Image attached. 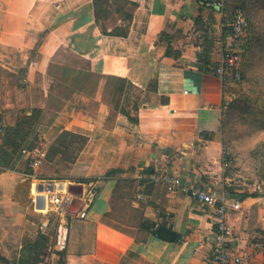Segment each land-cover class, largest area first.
I'll use <instances>...</instances> for the list:
<instances>
[{
	"label": "crops",
	"instance_id": "0c3cea01",
	"mask_svg": "<svg viewBox=\"0 0 264 264\" xmlns=\"http://www.w3.org/2000/svg\"><path fill=\"white\" fill-rule=\"evenodd\" d=\"M131 1L130 32L120 37L102 33L93 0H0V71L20 83L26 98L17 105L8 101L2 112L12 126L19 108L40 109L35 132L47 149L43 163L53 169L42 163L27 172L23 158L14 170L0 168V242H11L16 219L35 211L33 220L44 231L58 225L67 264H213L220 249L213 209L147 177L177 173L186 184L244 201L229 189L221 162L224 76L201 68L203 62L217 65L229 46L224 7L221 0ZM170 46L178 56L167 54ZM111 77L141 90L137 122L113 109ZM64 131L82 141L72 160L62 150L52 153ZM73 144L65 143L68 149ZM40 183L70 197L68 209L59 211L48 200L50 191L38 190ZM90 188L96 194L80 218ZM237 212L229 218L232 249L247 246L236 231ZM146 221H166L182 239H159L141 227ZM250 264H264V256Z\"/></svg>",
	"mask_w": 264,
	"mask_h": 264
},
{
	"label": "rangeland",
	"instance_id": "374dc122",
	"mask_svg": "<svg viewBox=\"0 0 264 264\" xmlns=\"http://www.w3.org/2000/svg\"><path fill=\"white\" fill-rule=\"evenodd\" d=\"M243 0H221L222 6L232 4V10L226 23L227 35L225 37L224 50L232 49L239 57L240 76L229 79L225 84L226 103L224 104L225 116L221 131L223 147L230 151L229 160L224 166V175L228 176L229 189L238 190L243 196L242 207L238 210L237 219L239 231L244 234L247 246L253 247L256 243L264 244V0H245L247 9L240 6ZM242 9L248 20V26L240 33L235 34L232 29L231 17L235 11ZM1 19V16H0ZM106 25L113 28L120 21L114 18L104 20ZM17 41V39H14ZM39 42V40H38ZM64 56V57H63ZM62 58L72 61L71 55L63 53ZM20 83L9 78L0 71V121L4 124V130L11 127L6 124L2 105L8 101L17 105L25 101L24 92H19ZM140 90L130 91L131 99H135ZM114 100L112 94L109 95ZM141 97V93H140ZM115 103V101H113ZM32 109L24 106L18 109L20 118L23 114L29 113ZM36 125L26 135L12 134L17 137L19 146L7 145L5 131L0 132V154L5 157L16 155L15 164L22 160L21 148L26 144H40L39 135L36 134ZM71 148L61 147L64 158L72 160L77 148L82 145L80 138L73 139ZM55 146L54 151L61 150ZM7 153H10L8 155ZM8 155V156H7ZM0 164V168L6 167ZM51 164L43 163L42 167L50 169ZM66 166L65 162L62 165ZM27 172L34 169L29 165L25 166ZM9 185L11 180L7 179ZM227 187V188H228ZM31 208L37 211L35 202ZM35 211H29L25 216L16 219L13 228H10L12 235L11 242H0V264H64L68 253V246L58 245V225L50 231H44L43 226L33 220ZM16 217V215H15ZM37 220V218H36ZM36 222V223H34ZM5 224L3 217L0 219V227ZM3 231V229H0ZM9 231V230H8Z\"/></svg>",
	"mask_w": 264,
	"mask_h": 264
},
{
	"label": "built area",
	"instance_id": "2783aa9c",
	"mask_svg": "<svg viewBox=\"0 0 264 264\" xmlns=\"http://www.w3.org/2000/svg\"><path fill=\"white\" fill-rule=\"evenodd\" d=\"M221 5V2H218ZM248 26V20L243 11L239 9L232 21L235 34L242 33ZM239 57L232 49L223 51L219 63L215 67V72L220 76H225L228 72H233L235 77L240 76ZM4 130V124L0 121V132ZM230 151L223 147L221 162L226 166L229 160ZM21 157L26 163L37 168L46 160L47 149L40 144H26L21 149ZM149 181L164 183L168 191H182L189 195L194 201L205 203L213 209L214 213V236L220 245V249L215 252L213 264H250L252 259L264 256V244L256 243L253 247H242L232 249L228 247L229 242V218L233 211H238L242 207L240 199L234 198L230 193L208 191L193 184L184 183L182 176L171 172L152 173L147 177ZM96 192L90 188L82 198V204L77 215L80 218L86 217V209L92 204ZM48 200L55 204L59 211L68 209L70 197H62L60 193L52 191L48 193ZM46 225V223H43Z\"/></svg>",
	"mask_w": 264,
	"mask_h": 264
},
{
	"label": "trees",
	"instance_id": "16d2710c",
	"mask_svg": "<svg viewBox=\"0 0 264 264\" xmlns=\"http://www.w3.org/2000/svg\"><path fill=\"white\" fill-rule=\"evenodd\" d=\"M207 1V0H205ZM232 4H227V6L224 7V35L223 39H225L227 35V29L225 27L226 23H228L229 17L231 13L229 12L232 10ZM242 8L247 9V4L246 1L243 0L240 4ZM93 8H94V16L95 20L100 27L101 31L105 35H112V36H120V37H126L128 36L131 28V24L133 21V16H134V10L136 8V3L131 1V0H93ZM241 9V8H240ZM239 10V9H238ZM236 10L235 12H237ZM242 10V9H241ZM243 11V10H242ZM236 13L232 15L231 22L233 21V18ZM109 18H114L116 20H119V24H115L113 28H110L104 23V20H107ZM249 24V23H248ZM231 29L233 31V27L229 28V31L231 32ZM234 32V31H233ZM168 37V34L162 33L161 38L163 39L164 37ZM168 55L172 56H178V51H175L173 47H169L167 50ZM206 64V65H205ZM203 66V67H202ZM201 66L202 69L204 70H215L216 65H208V62L204 63ZM235 78V74L233 72H228L224 76V83L229 79ZM111 82L108 84L107 89L108 92H110L114 96V100L112 98L109 99V102L112 103V107L114 110H120L123 114L128 116V118L132 122H137L138 121V110H139V101H140V93L141 90L137 89L131 82H128L126 79L123 78H118V77H111ZM137 89L140 90L139 95L135 99H131L130 96V91L132 89ZM127 92V96L124 99V102L121 103L122 101V96ZM115 101V103L113 102ZM40 109H33L31 114H23L20 118H18L17 122L15 125H12L11 127L6 128L5 135L7 136L6 139L8 140L7 145L11 146H19V143H17L18 138L17 137H12V134L16 135H26L27 134V129H32L35 124L37 123L39 116H40ZM70 138V140H69ZM76 138V134H73L68 131H64L60 133L59 135V147H67L65 143L71 144L73 139ZM58 141V142H59ZM55 148V147H54ZM54 148H52V153L57 154L59 151H54ZM22 149V148H21ZM0 150L2 151V147L0 145ZM62 151L64 150L61 148ZM57 152V153H56ZM10 155V153H7ZM7 155V156H8ZM53 155V154H52ZM16 155L14 156H9L5 157L0 154V164L4 165L1 167H12L14 162L16 161ZM27 164V163H26ZM28 165V164H27ZM114 172V170L108 171L107 175H110ZM244 198H246V195L243 194ZM141 227L146 228L149 230V232L164 241H180L182 239V235L175 231L168 222L164 221L163 223H156V222H143L141 223ZM64 264H67L66 262Z\"/></svg>",
	"mask_w": 264,
	"mask_h": 264
},
{
	"label": "water",
	"instance_id": "95a60500",
	"mask_svg": "<svg viewBox=\"0 0 264 264\" xmlns=\"http://www.w3.org/2000/svg\"><path fill=\"white\" fill-rule=\"evenodd\" d=\"M47 190V191H50V192H52L53 190H54V185L52 184V183H50V184H48V185H45V184H43V183H40L39 185H38V190H40V191H44V190ZM80 203V202H79ZM76 210L77 209H75L74 211L76 212Z\"/></svg>",
	"mask_w": 264,
	"mask_h": 264
}]
</instances>
